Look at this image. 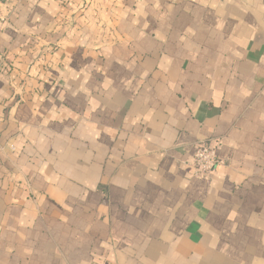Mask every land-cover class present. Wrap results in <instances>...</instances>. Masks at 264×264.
I'll return each mask as SVG.
<instances>
[{"label": "crops", "instance_id": "1", "mask_svg": "<svg viewBox=\"0 0 264 264\" xmlns=\"http://www.w3.org/2000/svg\"><path fill=\"white\" fill-rule=\"evenodd\" d=\"M0 264H264V0H0Z\"/></svg>", "mask_w": 264, "mask_h": 264}, {"label": "built area", "instance_id": "2", "mask_svg": "<svg viewBox=\"0 0 264 264\" xmlns=\"http://www.w3.org/2000/svg\"><path fill=\"white\" fill-rule=\"evenodd\" d=\"M195 177L207 180L221 165L216 147L207 145L205 142L195 144L192 160Z\"/></svg>", "mask_w": 264, "mask_h": 264}]
</instances>
